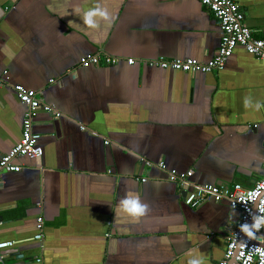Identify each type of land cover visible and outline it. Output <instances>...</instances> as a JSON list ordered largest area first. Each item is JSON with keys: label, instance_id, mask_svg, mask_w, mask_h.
Returning <instances> with one entry per match:
<instances>
[{"label": "crops", "instance_id": "0c3cea01", "mask_svg": "<svg viewBox=\"0 0 264 264\" xmlns=\"http://www.w3.org/2000/svg\"><path fill=\"white\" fill-rule=\"evenodd\" d=\"M235 1L264 39V0ZM98 2L0 0V157L21 135L25 106L13 85L35 90L55 112L39 109L32 121L42 155L17 158L20 170L1 177L0 242H13L6 261L187 264L191 252L214 264L238 211L224 201L187 206L156 164L191 169L198 185L247 188L260 179L264 107L245 109L243 99L264 105L262 64L238 46L219 72L147 66L158 58L207 62L219 45L217 20L198 0H103L115 19L92 31L76 11ZM88 53L119 63L81 67ZM128 192L150 205L137 224L115 215ZM257 241L264 247V227Z\"/></svg>", "mask_w": 264, "mask_h": 264}, {"label": "built area", "instance_id": "2783aa9c", "mask_svg": "<svg viewBox=\"0 0 264 264\" xmlns=\"http://www.w3.org/2000/svg\"><path fill=\"white\" fill-rule=\"evenodd\" d=\"M208 12L217 20L220 31L219 45L214 55L207 62H198L193 58H158L146 62L147 66L164 70H174L184 73H212L224 69L228 58L234 48L241 47L248 54L259 60L264 70V39L254 37L253 31L244 24V15L235 0H198ZM126 64L132 65L134 60L128 58ZM81 67L116 65L119 58L106 54L88 53L78 59ZM3 71V75H6ZM0 77V88L3 86ZM18 101L25 106L21 123V135L18 142L8 153L0 157V181L5 172H18L19 165L15 164L17 158L37 159L42 155L39 145V135L32 130V121L37 110L55 114L51 106L42 104L37 98V92L24 88L20 84L12 86ZM57 115V114H56ZM82 129V127H81ZM107 144V142H105ZM151 165V164H149ZM156 167L165 172L166 180L175 185L183 195V202L191 208L198 207L206 200L226 202L227 205L238 211V219L226 236L225 248L221 259L214 264H262L264 262V247L257 241L263 227L256 232L255 238L248 237L240 230L244 223L251 224L253 215H264V174L250 187L240 184L231 186L223 185H198L191 181L193 171L184 172L167 170L163 162H158ZM141 178L140 182H145ZM259 195H256V193ZM1 224V222H0ZM36 234L34 240L42 238L43 219L36 218ZM13 246L11 241L0 242V264H10L6 261V251ZM38 261V260H37Z\"/></svg>", "mask_w": 264, "mask_h": 264}, {"label": "clouds", "instance_id": "9594fccd", "mask_svg": "<svg viewBox=\"0 0 264 264\" xmlns=\"http://www.w3.org/2000/svg\"><path fill=\"white\" fill-rule=\"evenodd\" d=\"M76 14L80 16L83 25L92 31H100L102 27L110 26L115 17L109 11L108 7L100 0L96 6L84 11L77 9ZM243 106L245 109H253L259 111L264 105L260 101L254 100L251 95L243 99ZM256 195H259L257 192ZM261 211H264L262 209ZM150 212V205L144 201L140 194L136 192H128L125 196L119 199L115 215L125 219L128 223L137 224ZM264 227V215H253L252 223H244L240 226V230L248 237L255 238L256 232ZM187 264H203L201 257L189 253ZM264 264V262H262Z\"/></svg>", "mask_w": 264, "mask_h": 264}]
</instances>
